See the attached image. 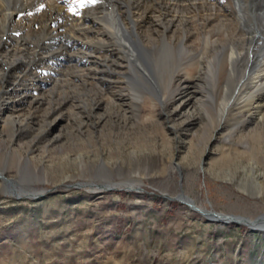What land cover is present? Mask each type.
<instances>
[{"label":"rangeland","instance_id":"374dc122","mask_svg":"<svg viewBox=\"0 0 264 264\" xmlns=\"http://www.w3.org/2000/svg\"><path fill=\"white\" fill-rule=\"evenodd\" d=\"M7 27L0 24L3 39ZM46 61L34 72L0 67L8 74L0 131L17 98L29 96L21 131L10 124V134L0 132V264H264V115L256 120L247 106L234 105L221 117L229 77L220 63L211 69L196 58L186 60V70L152 66L127 79L112 75L120 86L105 90L54 89L55 80L77 73L62 58ZM53 90L67 104L48 128L53 103L30 112L29 105ZM91 97L103 104L92 106ZM193 205L223 220H209Z\"/></svg>","mask_w":264,"mask_h":264},{"label":"bare ground","instance_id":"6f19581e","mask_svg":"<svg viewBox=\"0 0 264 264\" xmlns=\"http://www.w3.org/2000/svg\"><path fill=\"white\" fill-rule=\"evenodd\" d=\"M88 4L81 6V0H0V24L8 26L4 39L0 35V67L14 73L34 72L47 63V58L59 57L77 74L68 75L71 78L64 81L55 80L54 89L57 86L62 89L89 85L95 89L115 90L120 86V79L116 82L112 75L122 74L127 79L135 70L146 71L152 66L162 72H175L184 66L186 60L191 62L198 58V63L209 68L220 63V69L229 77L225 92L222 90L221 117L223 114L226 117L234 105L247 106L255 112L256 120L264 115V42L260 48V40H264V0H95ZM121 51L126 59L124 63L118 58ZM84 59L87 64L79 66L78 61ZM57 73L60 78L65 75ZM7 75L0 71V91ZM174 75L167 83L168 87L174 86ZM129 81L132 82V78ZM53 92L46 94L47 100L44 96L36 97L29 105L30 112L42 110L41 106L46 102L53 103L54 107L47 113V119L53 117L48 128L59 123L60 117L56 115L67 104L64 99H54ZM142 93L137 89L135 94L131 93L137 104H141L137 99ZM11 97L3 99L4 103L11 101ZM81 97L69 95L68 100L83 104L85 99ZM186 97L189 103L193 93L186 92ZM28 98L27 95L17 98L19 105H14L16 108L12 112L15 115L7 118L8 128L0 132L10 134L11 125L21 131L25 120H21L20 114ZM89 99L92 106L103 104L102 98ZM0 112L2 118L1 108ZM48 128L41 133L47 134ZM0 176L5 178V169L0 168ZM92 186L100 190L111 187Z\"/></svg>","mask_w":264,"mask_h":264},{"label":"water","instance_id":"95a60500","mask_svg":"<svg viewBox=\"0 0 264 264\" xmlns=\"http://www.w3.org/2000/svg\"><path fill=\"white\" fill-rule=\"evenodd\" d=\"M178 172L180 173V177L182 178V171L179 169ZM79 187H88V186H83V185H79ZM90 188V187H89ZM125 191H130V192H134V191H139L140 189H134L132 187H128L127 189H123ZM105 191H116V189L114 187H109V188H106ZM18 197V196H17ZM179 199L181 202H188V203H192L194 204V201L193 200H189V199H181V198H177ZM194 209L198 210L199 212H201V214L205 215V217L209 220H213L214 222H219L221 220H223L222 216L220 215H211V212H202L201 209H198L195 205H193ZM248 226L253 229V226L254 224H252L251 222H248ZM260 232H263L264 233V226L259 230Z\"/></svg>","mask_w":264,"mask_h":264},{"label":"snow or ice","instance_id":"6c2138e0","mask_svg":"<svg viewBox=\"0 0 264 264\" xmlns=\"http://www.w3.org/2000/svg\"><path fill=\"white\" fill-rule=\"evenodd\" d=\"M89 3H94L95 0H88ZM84 0H81V6H83Z\"/></svg>","mask_w":264,"mask_h":264}]
</instances>
